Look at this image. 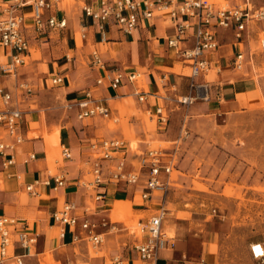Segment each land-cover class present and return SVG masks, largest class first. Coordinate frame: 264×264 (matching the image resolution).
Here are the masks:
<instances>
[{"label":"crops","instance_id":"obj_1","mask_svg":"<svg viewBox=\"0 0 264 264\" xmlns=\"http://www.w3.org/2000/svg\"><path fill=\"white\" fill-rule=\"evenodd\" d=\"M8 1L0 0V4H4V7H6L5 2ZM79 1L85 4L90 3L92 0ZM215 1L218 2L220 0ZM230 1V3L233 2L232 0ZM257 1L255 0L256 3ZM61 3L62 0H59L53 11L58 18H66L67 25L65 28L57 30L49 29L43 34L36 32L33 28L27 31L30 36V52L27 58H33L31 50L34 47L40 51L42 55L41 59H34L29 65L26 59V63L22 66L17 79L4 76L0 71V84L5 85L13 93L12 105L24 111L21 131L25 138L23 143L17 147L19 159L17 164L12 168V172L21 174V178L3 175L2 184L4 187L0 188V215L5 214L15 217L25 224V227L29 231L39 235L38 242L34 248L35 253L32 250L30 256L26 258L27 264H39V257L44 255L48 249L53 248L59 261L65 257L68 264L77 263L74 260V256H77L75 249L86 243L85 241L75 242L73 240L74 234L67 227L65 235L61 237L59 228L62 226L53 217V213L60 208L61 199H63V203H76L78 212L81 207L86 208L87 215L92 220L99 221L104 216L112 218L110 210L107 208L109 202H114L112 213L114 211L118 213L125 208H128V210L132 209L127 199L130 195H133V199H135L138 192L136 185L127 187L122 184L116 186L109 185L107 187L106 199L96 200V190L93 189L94 192H91L81 184L84 170L80 168V164L85 160L93 164L91 160L92 156H90L91 151H89L91 150L90 144L88 143L99 137L108 138L102 135V127H106V125L102 121L96 122L98 117L93 118L91 124H81L79 127L73 126L72 128H68L64 125L61 129L57 128L53 131L52 133L55 134L51 136L49 135L50 133H44L43 137L52 139L50 143L47 140L45 141V138L43 141L42 137H28L29 132L37 129L33 127L34 119L29 118L34 114V111L25 102L26 100L30 103L31 97L35 96L34 93L36 92L30 86L32 84L29 82V79H36L35 77L38 75L50 80L51 76L60 74L64 79L62 84L57 85V88L66 91V95L64 96L66 102L75 101L83 97L86 91L92 90L96 97L102 99L103 103H107L111 107L113 117L118 112L115 111L112 103L117 102L118 107L122 108L124 100L129 97H135L139 105L144 106L147 111L154 110L156 100L140 102L134 93V86L132 84L128 83L119 89H114L108 86L106 81L102 84L96 83L97 79L103 74L102 71L95 69L91 63L92 52L98 50L109 68L138 71L141 74V84L149 92L161 94V90H164V96L168 95L171 98L187 95L191 92V61L182 59L176 54L174 49L168 46V38L176 32L175 25L171 23L168 15L161 12L156 13L150 20L142 21L129 34L111 22L106 25L105 38H103L104 32L99 30L97 25L85 16L83 6H79V9H72V13L71 8L67 5L66 8L71 13L68 14L66 8L61 6ZM233 3H237V1ZM0 8H3V6H0ZM24 9L29 12L30 6H26ZM260 22H262V30L264 29V20ZM84 31L87 32L86 37L79 40L78 36ZM221 33L222 41L218 50L214 53H206V56L211 60L209 68L194 79L197 84L203 85V91L208 92L209 99H198L189 108V121L193 118V114H191L192 108L195 104H198V101H204L202 104L214 102L213 105H217L223 110H234L241 107L237 94L246 93L247 99L257 98L255 95L256 89L250 86V83L245 80L246 78L238 75L236 72L237 68H235L236 55L242 48L245 50L246 57L244 66L254 61L253 53L247 50L249 46L246 44L243 46L242 43L237 41L230 31H221ZM79 42L81 45H79ZM182 46H192V40L184 41ZM7 51L5 48L0 47V62L7 60L5 56ZM43 58L45 61L42 60ZM44 63L47 64L46 68L42 74H38L40 66ZM209 70L212 71L211 74H208ZM209 76H216L217 80H210ZM36 83L39 85V78L33 84ZM21 84H27L32 88V91L28 93L26 89L20 86ZM17 91L18 94L16 93ZM166 103L167 105L170 104L169 110L172 112L173 104L168 101ZM72 110L77 116V110ZM183 112H185V108H183ZM167 127L168 125L159 126L160 129H166ZM40 128H42L41 125L39 126ZM3 132L4 137L2 138L7 139L6 132L0 130V133ZM58 145L59 148L56 151L58 158H55L54 162L51 163L49 160L52 154L50 149ZM62 145L68 146L71 149L72 158L64 159L65 165L59 169L58 174H50L49 169H53L57 160H61L59 149ZM30 152H35L37 158L28 163L22 162L21 158ZM60 174L66 180V184L61 187L56 185L54 179L56 175ZM0 177H2V174H0ZM29 184L33 185L34 192H29L26 189V186ZM101 190H104V188H101ZM23 191L29 193V200H26V202L21 201L20 193ZM123 196L126 197L124 198ZM88 198L91 199V203L95 204L94 209L91 206L88 207ZM82 201L83 203L86 202V204H82ZM30 220H32V227ZM178 221L179 219L171 221V223ZM55 228L58 231V236L53 232L50 234L47 231V229L53 231ZM78 230H80L79 227ZM116 230H120L119 225ZM105 231L106 229L102 227L98 229V232L103 233L104 242L106 241L100 246L103 249L113 248L110 263L105 255H97L91 251L95 256L89 258L93 259L92 261H85L86 264H112L114 256H119L124 263L134 262V264H139L135 247L141 239L128 238L115 242L116 236L111 237L114 230L104 233ZM56 244H58L57 247ZM215 247H217V243H204V251L207 253H216L218 249L213 251ZM68 248L74 251L65 252V249ZM181 250H184L183 243L177 247V242L174 248L163 249L158 264H176V253ZM14 252L25 254V250L18 245ZM46 261L52 264L53 257L49 254ZM201 262H204L203 258Z\"/></svg>","mask_w":264,"mask_h":264},{"label":"built area","instance_id":"obj_2","mask_svg":"<svg viewBox=\"0 0 264 264\" xmlns=\"http://www.w3.org/2000/svg\"><path fill=\"white\" fill-rule=\"evenodd\" d=\"M220 4L211 0H92L85 3L83 9L85 16L92 20L99 30L104 32L109 23L119 26L125 33H132L142 21L150 20L159 11L168 15L171 23L175 25V34L168 38V46L182 59L191 61V92L187 95L171 98L149 92L141 84V74L136 71H127L120 68H109L98 50L92 52V66L102 71L97 84L105 81L108 86L119 89L126 84L134 86V93L140 102L156 100L154 110H149L151 119L156 120L158 126H166L170 116L168 102H177L178 106L185 108L184 125L182 130L187 132L186 123L189 118V108L198 100H208L209 94L203 91V85L195 82L203 71L210 66V59L206 53L218 50L222 41L221 31H230L237 41L246 44L249 38L250 25L264 20V4L258 5L255 0H232L237 3ZM59 0H14L5 2L6 7L0 8V47L8 50L5 54L7 60L0 62L2 75L18 78L21 67L26 63L30 52V36L27 31L31 28L41 34L49 29H63L67 25L66 18H58L54 8ZM30 6L29 14L24 9ZM87 32L80 34L85 38ZM192 40V46L183 47L184 41ZM259 44L264 50V29L259 34ZM245 50L242 48L236 55L235 68L242 69L245 62ZM64 77L56 74L50 77L52 85H60ZM28 93L32 91L27 84L20 85ZM13 93L5 85L0 84V130L6 132L7 139L0 138V183L3 175L7 177L21 174L12 172L18 162L17 147L25 140L21 131L24 111L12 105ZM162 101V103H160ZM66 109L77 110L80 120L96 117L113 118L111 107L96 97L92 90L85 92L84 96L70 101ZM90 156L94 157V178L85 183L86 188L96 190V200H105L109 185H136L145 203L144 210L151 211L146 219L139 221L142 232L141 241L136 245L139 264H158L163 249L174 248L176 237L167 231L169 222L178 220V214L168 206L167 193L172 184V173L176 167L177 150L168 152L164 148H147L135 153L139 168L129 160L130 144L119 137H99L90 143ZM64 159H71L72 152L68 146L62 145ZM35 152L28 153L21 161L28 163L35 160ZM57 186H64L66 180L62 174L54 178ZM104 188V190H101ZM29 192H34L32 184L26 186ZM99 190V191H97ZM159 192V193H158ZM136 193V194H137ZM54 219L60 223L61 237L66 233V227L74 234L75 242L85 241L94 248L104 242L103 233L98 232L99 227L110 232L118 229V223L111 217H102L99 221L92 220L87 210L80 214L74 202H64L53 213ZM78 227L80 230H78ZM39 235L29 231L25 224L15 217L0 215V264H27L26 258L38 242ZM25 250V254L14 252L16 246ZM252 257L264 262V243L254 242L250 245ZM112 264H134L124 261L119 256L112 258Z\"/></svg>","mask_w":264,"mask_h":264},{"label":"rangeland","instance_id":"obj_3","mask_svg":"<svg viewBox=\"0 0 264 264\" xmlns=\"http://www.w3.org/2000/svg\"><path fill=\"white\" fill-rule=\"evenodd\" d=\"M218 3L227 2L220 0ZM257 4H264V0H258ZM67 5L72 12V9H79V6L84 4L79 0H62L61 6L66 8ZM67 13L71 14L68 10ZM261 28L262 22L250 25L246 45L255 59L249 65L236 70L238 75L246 78L250 86L256 89L257 96L254 99H247L246 93L237 94L241 107L223 110L213 105L214 102L202 104L204 101H198L192 108L193 118L186 123L187 132L182 130L185 112L177 102H170L173 104V111L168 110L170 119L166 129H160L156 120H150L149 112L144 106L139 105L135 97L124 100L123 109L118 107L117 102L112 103L118 112L113 118L96 119V122L102 121L106 125L102 127L103 136L119 137L129 142V160L136 168H139L138 159L134 156L136 152L147 148H164L168 152L177 150L175 161L177 165L173 170L171 188L167 193L168 206L179 217L178 222H169L168 225L173 230L171 233L167 231L176 237L177 247L181 243L184 246V250L176 253V264H264L255 260L250 253L251 243H264V50L259 44ZM78 38L80 40V36ZM31 51L33 58H27L28 65L32 60L42 57L36 48L33 47ZM42 60L45 61L44 58ZM46 66V63L41 65L38 74H42ZM211 73L209 70L208 74ZM35 78L32 79L34 81L29 79L32 84L30 86L36 91L35 96L31 97L30 103L25 100L34 111L29 118L34 119L33 127L37 128L28 133L29 138L42 137L44 141V133H50L51 136L55 134L53 131L61 129L64 125L72 128L81 124H91L92 119L81 121L73 110L66 109L68 102L64 98L66 95L64 89L60 90L57 85H52L48 78L38 75ZM38 78L39 85L33 84ZM208 78L217 80L216 76ZM16 93L18 94V91ZM160 93L165 94L164 90ZM40 125L42 128L39 129ZM2 137L4 132L0 133V138ZM46 140L48 143L52 141L47 137ZM58 148L59 145L50 149L51 163L58 158L56 154ZM59 150L61 160H57L52 170L49 169L50 174H58L59 169L65 165L62 147ZM80 168L84 170L82 182L87 183L94 178L93 164L89 161L81 163ZM3 187L0 183V188ZM86 189L94 192L91 187ZM28 194L27 191L20 193L22 202L29 200ZM90 201L88 198V207L94 209L95 204ZM127 201L133 210L125 208L118 213L115 211L112 213L114 202H109L107 207L113 221H116L120 228L115 229L111 236H116L115 242L128 238L141 239L139 221L151 214V211L144 210L145 203L139 193L135 199L130 195ZM84 203L82 201V204ZM62 204L63 199L59 207ZM85 209L81 207L79 213L83 214ZM30 225L32 227V220ZM59 229L61 231V228ZM47 231L58 236L56 228ZM208 242L217 243V247L213 248V251L218 249L216 253L204 251V243ZM85 243L75 249L76 264L92 261L93 259L89 258L95 255L91 251L97 255H105L110 263L113 248L103 249L102 246L94 248L90 243ZM71 251L74 250L65 249V252ZM33 252L35 253L34 249ZM49 254L53 257L52 264H68L65 257L61 261L58 260L54 248L48 249L39 257V264H50L46 261ZM202 258L204 262H201Z\"/></svg>","mask_w":264,"mask_h":264},{"label":"bare ground","instance_id":"obj_4","mask_svg":"<svg viewBox=\"0 0 264 264\" xmlns=\"http://www.w3.org/2000/svg\"><path fill=\"white\" fill-rule=\"evenodd\" d=\"M214 2H217V1L214 0ZM259 33H260V32H259ZM51 170H52V169H51ZM167 230L171 233V231L173 230V228L171 229L170 226H169V227H167ZM60 232H61V231H60ZM104 233H106V232H104Z\"/></svg>","mask_w":264,"mask_h":264}]
</instances>
